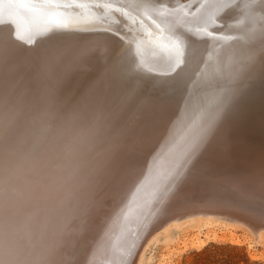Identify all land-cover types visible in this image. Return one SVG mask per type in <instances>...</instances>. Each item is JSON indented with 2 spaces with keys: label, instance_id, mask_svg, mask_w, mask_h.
<instances>
[{
  "label": "bare ground",
  "instance_id": "6f19581e",
  "mask_svg": "<svg viewBox=\"0 0 264 264\" xmlns=\"http://www.w3.org/2000/svg\"><path fill=\"white\" fill-rule=\"evenodd\" d=\"M206 13L166 45L135 41L132 28L119 40L37 37L29 49L0 16V264H162L160 244L234 242L237 229L264 242V0ZM238 149L249 157L234 160ZM146 152L163 179L117 236L134 190H97L84 164L124 154L119 173L141 175ZM205 155L229 170L184 183ZM116 239L115 255L87 257Z\"/></svg>",
  "mask_w": 264,
  "mask_h": 264
},
{
  "label": "water",
  "instance_id": "95a60500",
  "mask_svg": "<svg viewBox=\"0 0 264 264\" xmlns=\"http://www.w3.org/2000/svg\"><path fill=\"white\" fill-rule=\"evenodd\" d=\"M209 1L213 2L209 3ZM222 1L224 0H0V16L8 17L12 21L10 28L13 34L12 37L9 36V39H16L15 36L23 34L22 37L26 40L19 43V45L24 49L31 48L36 43L37 37H51L50 41L53 42L64 40L63 38L67 37H72L73 40H87L99 38L105 32L107 36L119 40L132 30L138 36L135 41L161 45L164 43L166 45L171 41L170 38L175 37L180 32L178 29L185 26L181 23H186L192 16L200 17L202 13L207 15L206 10L212 3L218 4ZM248 2H251V0H248ZM249 7H253L252 4ZM255 11L251 9V12ZM242 13V10H236L231 13V16L239 19ZM216 14L213 13L211 16ZM216 17L218 16L210 18ZM210 18L207 22H210ZM262 19H264V16ZM241 21L245 22L246 19L241 18ZM256 22L264 24V20L262 22L256 20ZM30 30H36L34 35L25 33ZM43 31H46L47 34L38 36ZM140 33L141 38H139ZM142 34L145 36L143 37ZM250 143L258 144L257 141L248 142L247 144L250 145ZM146 154L150 156L149 158L146 157L144 169L147 172H142L141 175L123 176L119 173L122 170L125 175L127 168L126 164L129 156L124 154L121 155L123 160L118 159L116 161L112 158V162L106 158L92 155L93 159H86L88 161L84 164L88 177H95L98 180V183H96L97 190L101 191L109 187L117 188L120 186H124L128 190H134L136 198H131L129 209L124 211L121 220L118 221L119 225H116L115 234L117 236H119L120 227H126L128 221L141 212V206H145L146 200L144 199L147 198L146 193L150 183H156L158 188L163 179H160L163 176L160 175V171L163 170V166L161 167L162 162L156 160V158L153 161L150 160L153 159V152H146ZM243 154H245L244 150L238 149L233 152V159L239 160L245 156ZM247 155L248 152L244 159L249 157ZM208 156H204L205 159L202 162L201 171H199L201 175L199 173L187 174L185 171L182 172L181 179L184 180V183L192 182L196 187L198 183L205 182L202 177L203 167H209L216 173L229 170L227 166L221 167L220 159L211 158L213 155L210 158ZM142 161L144 163L145 159ZM206 161L208 164L204 163ZM138 196L139 198H137ZM103 243H97L93 249L94 251L89 249L87 257L93 259V255L99 254L101 249H103L104 256L115 255L114 251L118 248L119 240H111V242L106 240ZM85 264H89V262L87 261Z\"/></svg>",
  "mask_w": 264,
  "mask_h": 264
},
{
  "label": "rangeland",
  "instance_id": "374dc122",
  "mask_svg": "<svg viewBox=\"0 0 264 264\" xmlns=\"http://www.w3.org/2000/svg\"><path fill=\"white\" fill-rule=\"evenodd\" d=\"M243 232L233 231L234 242L217 236L201 242L180 243L170 250L160 244L154 252L162 264H264V242H251L252 236Z\"/></svg>",
  "mask_w": 264,
  "mask_h": 264
}]
</instances>
